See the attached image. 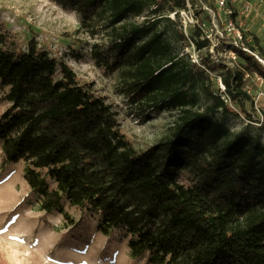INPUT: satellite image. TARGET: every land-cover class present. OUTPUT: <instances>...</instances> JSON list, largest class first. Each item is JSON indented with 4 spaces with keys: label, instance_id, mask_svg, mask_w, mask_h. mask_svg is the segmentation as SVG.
I'll return each instance as SVG.
<instances>
[{
    "label": "trees",
    "instance_id": "trees-1",
    "mask_svg": "<svg viewBox=\"0 0 264 264\" xmlns=\"http://www.w3.org/2000/svg\"><path fill=\"white\" fill-rule=\"evenodd\" d=\"M52 1L68 9L84 2ZM187 1L121 0L114 20L145 8L156 13L162 3L177 15ZM164 19L160 13L141 25L120 24L112 29L107 57L93 52L118 68L133 101L177 111L168 132L144 149L132 145L112 106L79 85L66 63L33 38L23 47L0 25V104H6L0 167L23 161L40 210L56 209L62 200L85 208L102 234L123 229L130 255H147L150 264H264V144L246 128L231 130L211 116L227 111L223 95L250 99L239 90L243 72L227 70L223 91L212 90V67L200 55L196 63L174 52L156 28ZM189 30L198 50L208 45L199 30ZM237 52L242 70L264 80L261 62L240 47ZM201 92L210 101L203 110L197 107Z\"/></svg>",
    "mask_w": 264,
    "mask_h": 264
},
{
    "label": "rangeland",
    "instance_id": "rangeland-1",
    "mask_svg": "<svg viewBox=\"0 0 264 264\" xmlns=\"http://www.w3.org/2000/svg\"><path fill=\"white\" fill-rule=\"evenodd\" d=\"M120 1L84 0L78 9H68L52 0H0V25L16 33L23 47L33 38L39 49L48 52L58 62L66 63L75 72L79 85L112 106L132 145L144 149L168 132L177 111L149 108L133 101L123 89L118 68L104 58L108 55L114 27L141 25L152 20L154 15L164 13L169 19L160 21L157 30L164 34L172 50L179 55L189 54L196 63H200L199 55L205 58L204 61L212 67L209 75L216 80L212 90L223 91L220 79L227 70L243 72L238 89L247 92L250 99L239 95L237 100L230 101L223 95L227 111L219 109L211 116L231 130L246 128L249 133L259 136L264 144V131L259 129L264 124V80L255 72L248 74L242 70L244 60L238 56V47L231 37L224 41L214 38L223 28L217 18L225 17L224 9L213 7L212 0L189 2L192 13L213 27L212 45L198 50L193 39L197 38L195 34L189 35L190 30L188 36L185 34L178 14L169 12L165 3L156 13L152 8H145L139 15H128L115 22V10ZM242 1L238 0L234 7V18L246 36L245 44L252 46L249 51L243 50L264 66L261 58L264 57V4L248 0L253 9L241 15L239 3ZM95 50L104 58L94 56ZM61 75L57 66L55 77ZM209 103L207 96L199 93L197 107L203 110ZM5 106V103L0 104V112ZM25 167L23 161L0 167V264H150L147 255H130L127 245L130 236L123 229H114L109 235L102 234L98 230V220L85 208L70 206L62 200L56 209L40 210V193L27 185L23 177ZM48 183L51 187L55 185L51 180ZM64 212L74 219L72 224L64 220Z\"/></svg>",
    "mask_w": 264,
    "mask_h": 264
},
{
    "label": "built area",
    "instance_id": "built-area-1",
    "mask_svg": "<svg viewBox=\"0 0 264 264\" xmlns=\"http://www.w3.org/2000/svg\"><path fill=\"white\" fill-rule=\"evenodd\" d=\"M212 1H213V5L215 4L214 5L215 7L224 9V13H225L224 18H217L218 24H221L223 28L221 31L218 32V35H215L214 38L217 39L218 41H220L221 39L222 41H224L225 38L229 39L231 37L233 40V44L236 47L238 48L240 47L245 51H249L247 46L245 45L246 36L242 32V30L238 27L237 22L234 18L236 12L234 7L236 6L238 0H212ZM256 2H258L257 4L259 3L264 4V0H256ZM189 4H190L189 1H187L186 7L178 11L180 25L182 26L186 35H188L189 29L199 30L200 31L199 39L207 40L208 45L206 47H208L209 44L212 45L211 42L213 41L212 33H211V31H213L212 24H210L209 22H205L202 19L199 20L198 17L195 14H193L192 11L190 10ZM239 5H240L239 13L241 15L253 9V4H251V2L248 0L242 1L241 3H239ZM263 22H264V15H263ZM220 85L224 87L222 83Z\"/></svg>",
    "mask_w": 264,
    "mask_h": 264
}]
</instances>
